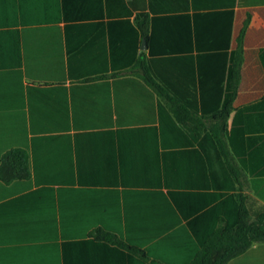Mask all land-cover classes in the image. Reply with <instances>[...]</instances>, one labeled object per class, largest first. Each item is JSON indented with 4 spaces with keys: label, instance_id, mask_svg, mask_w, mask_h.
I'll list each match as a JSON object with an SVG mask.
<instances>
[{
    "label": "crops",
    "instance_id": "crops-1",
    "mask_svg": "<svg viewBox=\"0 0 264 264\" xmlns=\"http://www.w3.org/2000/svg\"><path fill=\"white\" fill-rule=\"evenodd\" d=\"M246 21L237 182L203 134ZM237 192L264 212V0H0V264H189Z\"/></svg>",
    "mask_w": 264,
    "mask_h": 264
},
{
    "label": "trees",
    "instance_id": "trees-1",
    "mask_svg": "<svg viewBox=\"0 0 264 264\" xmlns=\"http://www.w3.org/2000/svg\"><path fill=\"white\" fill-rule=\"evenodd\" d=\"M246 24L247 21L244 23V26L237 38L236 54L232 65L230 79L231 95L225 106L210 116V119H212L214 123L209 128L204 129L205 134H203V136L210 138L211 146L215 151L216 159L219 162V165L222 168H227L233 174V178L237 182L242 176V172L234 162V159L228 149L225 140V123L232 109V102L236 95L240 81L242 38ZM204 130L196 128L194 131L191 130L190 132L193 136L199 137ZM9 154H22V151L11 150L7 152V155ZM28 176L29 171L27 165L25 164L24 173L17 176L2 177L1 179L7 182L18 177ZM233 189L235 188L233 187ZM236 196L238 201L241 202V206L240 209H238L233 222L231 224H226L221 231L213 234L208 240L201 242L200 250L189 264H225L231 258L245 251L252 244L264 242V212L255 217H250L244 206L245 197L242 196L240 192H237Z\"/></svg>",
    "mask_w": 264,
    "mask_h": 264
}]
</instances>
